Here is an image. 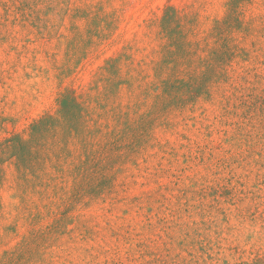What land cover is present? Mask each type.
I'll return each instance as SVG.
<instances>
[{
	"label": "rangeland",
	"instance_id": "1",
	"mask_svg": "<svg viewBox=\"0 0 264 264\" xmlns=\"http://www.w3.org/2000/svg\"><path fill=\"white\" fill-rule=\"evenodd\" d=\"M1 145L0 264H264V0H0Z\"/></svg>",
	"mask_w": 264,
	"mask_h": 264
},
{
	"label": "trees",
	"instance_id": "2",
	"mask_svg": "<svg viewBox=\"0 0 264 264\" xmlns=\"http://www.w3.org/2000/svg\"><path fill=\"white\" fill-rule=\"evenodd\" d=\"M61 119L53 116H45L39 121L35 122L31 127V136L28 140L16 136L11 140H8L6 149H13L14 151L19 150L21 154L32 164L33 161H39L45 154L43 151L47 150L48 147L53 148L55 152L64 150L70 153V144L75 139H84V145L88 147L89 135L93 133L87 125V121L84 115V109L81 103L78 101L74 92H67L61 97ZM63 130L66 139L59 142V136ZM83 135L85 137H83ZM51 137L55 140L48 145V139ZM15 141L14 145L9 143ZM92 146V143L90 144ZM3 145L0 146V148ZM3 149V148H1ZM98 154L95 147H92L91 156L96 157ZM93 161V159H92ZM96 161H93V163ZM34 163V162H33ZM91 163V161H90Z\"/></svg>",
	"mask_w": 264,
	"mask_h": 264
}]
</instances>
